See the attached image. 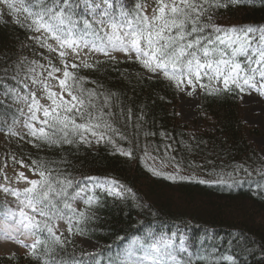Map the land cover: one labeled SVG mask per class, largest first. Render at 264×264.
Returning a JSON list of instances; mask_svg holds the SVG:
<instances>
[{"label": "trees", "instance_id": "obj_1", "mask_svg": "<svg viewBox=\"0 0 264 264\" xmlns=\"http://www.w3.org/2000/svg\"><path fill=\"white\" fill-rule=\"evenodd\" d=\"M137 1L126 0L128 7ZM221 3L227 6L215 10L216 25L264 28V0ZM33 32L23 23L0 18L3 96L22 87L29 68L23 44ZM74 74L82 78L80 86L94 92L93 103L116 131L99 141L91 134H86L90 142L70 137L74 140L70 144L12 138L8 154L26 164L47 161L53 177L72 180L67 196L75 211L64 210L72 217V232L101 247L89 251L74 234L56 231L59 224L68 227L67 220L53 219L64 241L61 245L48 241L54 254L43 245L35 251L29 247L22 254L0 253V264H44L53 258L58 264H121L124 249L134 238L150 244L161 236L171 238L177 250L182 241L184 250L175 252L182 264H264V156L250 137L257 128L244 120L241 91L235 86L231 91L202 90L197 107L201 124L194 129L180 115L177 85L148 77L137 60L106 59L92 68L79 67ZM19 116L11 97L0 98L2 128L9 129L10 121ZM154 159L178 172L155 167ZM90 177L113 182L119 191L96 187L91 203L78 208L71 197L89 185ZM7 203L0 195V215L7 211ZM77 222L82 231H77ZM39 238L44 240L47 234Z\"/></svg>", "mask_w": 264, "mask_h": 264}, {"label": "snow or ice", "instance_id": "obj_2", "mask_svg": "<svg viewBox=\"0 0 264 264\" xmlns=\"http://www.w3.org/2000/svg\"><path fill=\"white\" fill-rule=\"evenodd\" d=\"M0 2L17 16L24 14L23 26L38 33L32 38L50 52H55L63 66L62 78L55 75L61 72V68L51 61L48 68L35 61L32 62L34 66L28 68V80L22 82L28 91L22 99L28 107V119L24 121V126L34 138L30 143L70 144L74 142L70 137L77 136L81 141L90 142L86 134H91L99 141L105 138L107 132L116 131L104 121L103 110L97 109L93 103L94 92L80 86L82 78L74 74L75 69L90 65L68 62L70 56H79L81 50L100 52L110 59H115L113 52H121L129 57L135 55L145 69L152 73L162 71L178 87L185 81L193 88L197 84L205 87L200 82L203 77H207L209 81L222 79L225 91H231L230 86H235L242 92L243 86L256 88L254 78L257 73L264 79V28L259 30V44L256 45L249 36V33L257 31L254 27L224 28L216 25L213 22L215 10L227 6L221 0H152L154 7L151 14L144 0L135 3L133 7H128L126 0ZM231 2L236 3L237 0ZM17 22L20 23L19 20ZM49 39L55 42V47L47 42ZM238 56L245 58L246 66H242ZM37 67L41 69L39 74L36 72ZM51 80L56 81L59 91L54 90L49 83ZM30 84L41 86L42 97H37L36 91L30 89ZM260 87L264 89V84ZM41 99L49 103H41ZM34 122L39 123L40 127H35ZM120 151L126 156L132 154L130 151ZM12 159L21 167L31 169L38 178L29 179L21 171L17 179L28 185L22 191L0 186L4 193L19 200V218L14 211H10V218L17 225L18 231L23 229L37 235L30 246L33 251L43 245L54 254L55 248H49L48 241L52 245H61L64 241L57 235L51 221L67 220L68 231L71 232L73 228L72 217L66 216L64 211H75L68 203L67 196V188L72 187L73 181L53 177L47 161L33 160L25 164L23 159L17 161L15 156ZM169 179L176 177L169 176ZM180 179L186 177L181 176ZM85 191L81 188L71 199H82L81 193ZM21 196L23 199H20ZM61 202L63 208L59 207ZM85 203L90 204L91 198ZM80 217L85 218L86 213H80ZM76 228L82 231L79 222ZM45 233L47 238L41 240L39 237ZM172 245L173 240L164 236L154 239L150 244H144L138 237L134 238L121 264H182L175 255L176 251L184 250L182 241L178 250ZM138 252H142V256H138ZM44 264L58 262L53 258Z\"/></svg>", "mask_w": 264, "mask_h": 264}, {"label": "rangeland", "instance_id": "obj_3", "mask_svg": "<svg viewBox=\"0 0 264 264\" xmlns=\"http://www.w3.org/2000/svg\"><path fill=\"white\" fill-rule=\"evenodd\" d=\"M137 2H140V0ZM144 2L148 5V13L151 14L152 7H154L152 0H144ZM0 18H4L7 21H13L15 23H18L17 21L19 20L20 23H22L24 20V14L21 13L17 16L16 14L11 13L6 8V6L3 5L2 2H0ZM259 30L254 33H249V36L256 45L259 44ZM37 35L39 34L33 32V34L29 36V39L27 40L28 42L23 44L22 53L24 59L28 62V66L33 67L34 65L32 62L35 61L38 64L43 65L44 68H48L49 61H51L53 64H55L56 67L61 68V72L56 73L55 75L60 76L62 78L63 66L60 62L58 55L55 52H50L48 48L42 47L40 42L32 38ZM47 42L49 44H52L53 47L56 46L55 42L51 39H49ZM112 56H114L115 59H110L108 56H105L103 53L100 52L81 50L79 56H70L68 62L77 63L80 65L87 63L88 65H90V67L87 68H92L96 66L99 62L104 61L106 59L116 61L136 60L135 55L129 57L128 55L121 52H113ZM237 59L241 62L242 66H246V61L243 56H238ZM253 66L258 67L256 65ZM36 72L37 74H39L41 72V69L37 67ZM146 75L151 78H164L166 80H170L169 78L163 75L162 71L158 73H152L151 71L146 69ZM27 80L28 68L27 71L24 73L23 82ZM254 80L257 84L256 88H252L250 86H243L244 91L241 92V110L245 122L249 126L257 128V132H251L250 137L260 150L261 154L264 156V89L260 87L261 84H264V79H261L259 73H257L255 75ZM173 82L176 84L175 81ZM49 83L53 85L54 90L59 91L55 80H51L49 81ZM200 83H203L205 87H200L199 84H197V86L193 88L191 85H188L186 81L180 84L179 87L177 86L179 90L178 107L180 115L183 121L191 123L194 129H197L201 124V121L197 114L199 93L204 89L223 88L222 79H213L209 81L207 77H203ZM30 89L36 91L38 98L42 97L43 93L39 84H30ZM27 91L28 89H25L22 83V87H18L17 89L13 90V92H10L8 95L3 96V94H0V98L11 97L12 101L16 103L17 107L20 110L19 118L15 119L14 121H10L9 129H4L0 126V186H6L8 188L17 189L20 191H22V189L24 187H27L28 185L25 183V181L17 179V174L19 172L23 171L29 179L37 178L36 174L31 171V169L21 167L18 163H15L13 161V156L8 154L12 149V138L25 137L27 139H32V137L28 134V128L24 126V121L28 119V107L27 103L22 99V97L27 94ZM41 103L49 102L46 99H41ZM34 124L35 127H40L39 123L34 122ZM151 163L155 167L163 168L164 170L172 172L173 174L178 172V170L174 168L171 164H166L162 161H157L156 159H154ZM96 187H101L110 191L111 193H117L119 191V187L115 186L113 182L98 181L96 179H91L89 185L84 188L86 189V191L81 193V196L83 198H77L75 200L76 207L81 208L82 206H84L86 204L85 201L89 198H91L92 201ZM0 195H2L8 202L7 211L3 215H0V253L22 254L29 249L30 244L34 242L35 238L32 234L24 231L23 229H20L18 231L17 225L10 218V211L16 212L17 219L19 218L18 198L8 195L2 190H0ZM56 231H58L59 233L74 234L75 237L80 241V243L91 252H96L101 247L100 243L93 239H90L78 233H73L72 231L69 232L68 227L65 225L59 224L56 228ZM129 244L130 243H128L126 248L124 249V255ZM137 255L142 256V252H138Z\"/></svg>", "mask_w": 264, "mask_h": 264}]
</instances>
